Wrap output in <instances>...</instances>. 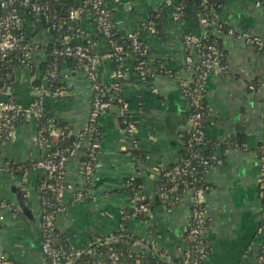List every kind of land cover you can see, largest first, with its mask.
Wrapping results in <instances>:
<instances>
[{
	"label": "crops",
	"instance_id": "obj_1",
	"mask_svg": "<svg viewBox=\"0 0 264 264\" xmlns=\"http://www.w3.org/2000/svg\"><path fill=\"white\" fill-rule=\"evenodd\" d=\"M106 2L115 29L137 33L145 44L153 74L146 79L137 76L132 51L121 61L104 57L108 42L92 37L95 25L90 17L82 18V29L91 36L87 48L98 57L96 78L111 106L98 117L99 145L90 183L82 169L90 144L87 135L78 139L80 146L67 158L62 209L51 216L54 228L73 249L83 248L92 237L99 241L114 237L132 198L124 189L130 178L140 184L138 202L143 215L128 217L126 231L131 238L119 237L118 242L133 252L151 248L169 257L180 255L191 222L192 192L181 194L169 207L146 204L156 196L162 170L178 161L188 140L191 108L182 87L192 80L193 70L185 66L183 36L207 34L222 47L226 69L208 75L203 95L204 134L215 142L221 161L204 176L203 236L209 249L203 261L256 264L264 244V51L249 45L243 34L264 39V0H211L210 23L202 21L198 0ZM152 14L159 15L158 19L143 24ZM23 29L32 45L30 64L14 65L6 90L19 107V119L9 137L0 142V255L17 264H43L39 235L18 209L10 187L19 186L40 220L38 182L43 171L32 165L19 173L12 166L35 164L48 152L27 107L35 95L33 83L41 75L40 65L47 60L48 50L61 41L59 35L28 18ZM163 67L174 76L157 71ZM58 78L61 88L45 96L44 106L51 122L65 125L69 135L78 138L87 126L92 83L85 69H74L66 61ZM3 93L0 102L7 99ZM121 108L126 120L120 116ZM127 124L132 134L126 132ZM58 135L56 129L51 143ZM228 140L239 144L223 148L221 144ZM79 192L82 197L76 199Z\"/></svg>",
	"mask_w": 264,
	"mask_h": 264
},
{
	"label": "built area",
	"instance_id": "obj_2",
	"mask_svg": "<svg viewBox=\"0 0 264 264\" xmlns=\"http://www.w3.org/2000/svg\"><path fill=\"white\" fill-rule=\"evenodd\" d=\"M79 7L78 9H70L67 14L68 20H75L78 18L79 13L86 9L87 6H90L97 14V24L98 29L102 33L103 37H108L110 35V30L112 27V11L106 0H78ZM113 3H118L119 0H110ZM208 0H199L200 9ZM5 0H0V6H6ZM30 9L35 15H40L45 12L47 7L43 4H39L34 0H22L21 5L15 8H12L9 14L0 18V54H4L7 51L14 50L19 46V42L22 40V36L20 35V30L23 29V21L27 10ZM202 13V12H201ZM33 21L37 22V18ZM202 21L204 23H209L203 16ZM143 24H152V22L143 23ZM82 34V32H80ZM130 42V51L136 56H139L141 53L147 52L146 47L143 48L141 39L139 38L137 33L129 32L124 33ZM207 34H203L201 36H193L191 34H185L183 36V43L185 45V49L187 51L184 61L185 66L188 69L193 70L192 80L185 86L188 89H183L191 108V116H190V129L188 134V140L191 142H195L197 145L204 144V139L206 138L204 134V119L203 112L205 109V105L202 103L203 93L205 90V83L207 77L211 73H220L226 69V65H222L219 61L220 53L218 50V46L214 42H205L207 38ZM247 43L254 48L264 51V39L251 35L248 33L243 34ZM61 43H68L71 39L70 35L63 30L59 35ZM86 38L85 36L83 37ZM88 38V37H87ZM31 49L27 51L20 63L28 64L31 57ZM59 54H63L66 56H70L73 54H78L80 58H85L88 60V64L85 65L84 69L91 80L92 88H93V96L90 102L88 117H87V126L83 132L78 135V139L84 135H87L90 138V144L88 146L89 153L88 159L83 161V175L87 183H90L96 152L98 149L99 143L97 141L92 140V132L95 128H97V121L99 115L107 110L111 106V102L107 99L104 88L98 83L96 74L94 72L95 64L97 62L98 57H90L86 51V49L81 44H76L73 48L66 47L63 50L57 51ZM106 58H113L116 60H122L124 57V48L118 44H110L109 51H107L104 55ZM137 76L141 79H146L149 75L153 74L150 70L145 67L143 61H139L137 65L134 67ZM56 76L55 70L48 69L45 72V76L43 77V83L40 86H34V98L29 103L27 107V113L38 120L43 115V107H44V99L45 96L50 92L46 86L48 85V81ZM46 85V86H45ZM252 88L253 85H250ZM7 88L4 90V95H7V99L5 101L0 102V111L2 112V116L4 118V124L7 125L13 118V113L18 114L19 107L12 100V97L9 93H7ZM118 99V98H117ZM120 102L121 100L118 99ZM120 116L125 117L124 110L121 108ZM126 132L129 134L133 133V128L129 124L126 125ZM56 131L54 123L49 120V124L44 130H41L39 133V141L42 144H45L48 148V152L46 155L35 163V166L40 168L46 178L41 180L40 185L38 186L39 191H43L46 189L51 190L55 193V197L60 203V200L63 196V191L65 184H59L55 182V180L63 179L64 174V166H65V153L64 150H59L56 148L55 144L51 143L50 139L47 137L46 133L50 136ZM11 131L9 132L10 135ZM6 137V139L9 137ZM5 139V140H6ZM79 141L75 142L74 148H78ZM73 148V149H74ZM72 149V150H73ZM72 152V151H71ZM70 152V153H71ZM199 165L205 166L207 165V160L203 158H190L181 160L180 163H177L171 170L166 171L167 176H174L176 174H187L190 171H194L199 167ZM83 193H77L76 199L81 198ZM169 196L161 193V196ZM204 196V189L199 188L193 191L192 200H191V222L187 229L188 238L192 243V248L199 254L197 258L201 255L204 259L206 256L204 253V246L202 243L203 238V229L206 221L205 210L202 208L200 203H202V198ZM180 196L174 197L173 201H170L171 204H174L179 200ZM134 199L138 201L141 200L140 197L135 196ZM62 209L61 206L57 207V211ZM143 212L142 206L138 205L134 208V213ZM51 216L42 214L40 209V226L41 230L44 229L46 233V237L42 244V252L44 254H48L52 257V264H71L76 256L80 254V249H73L71 253L66 256V260L61 262V255L64 254V251H55L51 247V239L49 232L53 228V224L51 222ZM104 243H116L118 242L117 237L106 238ZM191 252L187 250L185 253V258L182 264H197V258L194 259V262L190 261L189 256ZM138 263V262H137ZM0 264H14L10 259L5 258L0 255ZM96 264H113V261L110 262H100L98 261ZM256 264H264V244L261 248V251L258 255Z\"/></svg>",
	"mask_w": 264,
	"mask_h": 264
},
{
	"label": "trees",
	"instance_id": "obj_3",
	"mask_svg": "<svg viewBox=\"0 0 264 264\" xmlns=\"http://www.w3.org/2000/svg\"><path fill=\"white\" fill-rule=\"evenodd\" d=\"M6 6H0V18L6 16L10 13L12 8L21 5L22 0H5ZM39 4H44L47 9L44 13L40 15H35L30 9L27 10L25 17L33 21L37 18V23L39 25L47 27L53 34L60 35V33L65 30L71 37L70 41L66 44L59 43L55 47H52L48 50V58L40 65L41 75L38 79L35 80L33 83L34 86H40L43 83V77L45 76V72L50 70H55L56 76L48 81V85L46 88L49 89L51 92H58L61 88V84L59 83V70L61 64L66 61L70 62L72 68H82L84 69L85 65L88 64V60L85 58H80L78 54H73L70 56H66L63 54L57 53L59 50H63L66 47L73 48L76 44H81L87 51L90 57L95 58V54L91 53L88 50V45L91 43V36L86 34V32L82 29L81 20L84 17H90L91 21L95 25V32L93 33L92 37L94 38H104L108 44H118L123 46L124 54L127 51H130V42L126 35L122 32H119L114 27L113 19H111L112 27L110 30V35L108 37H103L102 33L98 29L97 24V14L96 12L90 7L87 6L85 10L79 13L77 19L71 21L68 20L67 14L70 9H78L79 1L78 0H34ZM211 0H208L204 6L201 8L202 16L210 23L213 21V15L211 12ZM199 3V0H198ZM179 12H182L180 9ZM184 11V10H183ZM159 15L152 14L147 18L144 23L152 22L154 23L158 19ZM82 32V34L80 33ZM20 35L22 36V40L19 42V46L14 50H10L5 52L4 54H0V96L4 92V90L10 84L12 80V70L15 64L19 63L23 57V55L32 48V45L29 44V37L24 31V29L20 30ZM86 37L85 39L83 37ZM88 37V38H87ZM93 38V39H94ZM142 42V41H141ZM205 42H214L218 46V50L220 53L219 61L222 65H226L225 54L222 50V47L212 36L208 35ZM143 48L146 47L145 44L142 42ZM139 61H143L145 67H147L150 72H153L151 68L148 66L146 60V52L139 54L134 59L133 69L137 65ZM30 64V63H28ZM166 71L167 74L174 76L173 72L167 70L165 67L159 68L157 71ZM135 71V69H134ZM95 72V69H94ZM183 89H188L187 87H182ZM204 95V93H203ZM108 99V98H107ZM14 101V99L12 98ZM202 103L204 104L203 100ZM206 115V108L203 112V119ZM13 118L9 124L6 126L4 124V118L2 116V112L0 111V142L4 141L6 137L9 135V132L12 131L13 127L15 126L16 122L18 121L19 117L18 114L13 113ZM126 116L124 119L126 120ZM38 129L44 130L49 124V115L46 111L45 106L43 107V115L38 120H36ZM55 128L59 130V135L56 139L55 146L59 150H64L66 159L74 148L75 142L79 141L78 138H74L69 135L68 129L65 125L54 124ZM92 140H98V129L95 128L92 132ZM47 137L50 139V135L46 133ZM239 142L237 140H228L222 143L223 148H231L237 146ZM89 148L86 149L83 161L88 159ZM203 158L207 160V165L202 166L199 165L197 169L194 171H190L187 174H176L174 176H167L165 173L168 170H171L177 163H180L181 160L190 159V158ZM64 163V164H65ZM221 161L217 157L216 145L214 141L209 140L208 138L204 139V144L197 145L195 142L187 141L184 147L182 148L179 156L178 161L174 164L166 167L162 170L160 174L159 181L156 187V196L153 201L146 204L148 207H154V205H166L170 206V201H173L174 197L180 196L181 194L190 191L193 193L196 189L205 188V181L204 176L206 172L213 167L219 166ZM35 165L31 162L26 163H19L12 166V170L17 171L19 173H24V171L32 166ZM46 175L43 172L42 178L38 182V186L41 183V180L45 179ZM55 182L64 185L63 179L55 180ZM125 190H127L131 195L132 198L129 201V206L124 210V217L121 220L122 228L115 234L114 237L121 238L127 240L131 238L130 233L126 231V227L128 225V217L135 214L136 218H142V212L134 213V208L139 205V202L134 199L135 196L139 197L140 193V184L138 181L133 179L127 178L125 180ZM167 193L169 196H161V193ZM40 209L42 214L45 215H53L57 210V207L60 206V203L55 197V193L49 189L40 191ZM203 208V203L200 205ZM192 207V205H191ZM50 239H51V247L55 251H64V254L61 255V262L66 260V256L73 251V248L66 242L64 236L61 235L53 226L52 230L49 232ZM46 237L45 230H41V239H40V249L42 252V244ZM119 238V239H120ZM104 240V239H103ZM184 246L181 247V252L179 256H166L163 253H155L151 250V248H147L144 252H133L129 251L127 247L122 245L120 242L116 243H104L102 240H97V238L92 237L90 243L86 244L83 248L80 249V254L74 258L71 264H96L98 261L100 262H110L113 261V264H182L185 253L187 250H190L191 254L189 256L190 261L194 262V259L198 257V253L192 248V243L188 238V233L185 232L183 236ZM202 243L204 246V254L206 255L208 252V242L206 238L203 236ZM42 260L43 264H52V257L48 254H44L42 252ZM138 262V263H137ZM14 264H17L14 262ZM197 264H204L202 255L197 258Z\"/></svg>",
	"mask_w": 264,
	"mask_h": 264
},
{
	"label": "water",
	"instance_id": "obj_4",
	"mask_svg": "<svg viewBox=\"0 0 264 264\" xmlns=\"http://www.w3.org/2000/svg\"><path fill=\"white\" fill-rule=\"evenodd\" d=\"M10 190L15 196V201H16V205H17L18 209L23 214V216L27 219V221L31 224L33 229H35L37 231L39 238L41 239L40 221L34 216L31 208L25 202L23 191L19 188L18 185H12L10 187Z\"/></svg>",
	"mask_w": 264,
	"mask_h": 264
}]
</instances>
